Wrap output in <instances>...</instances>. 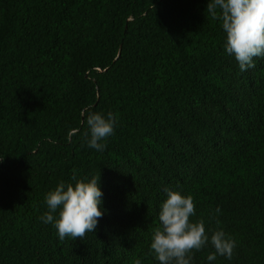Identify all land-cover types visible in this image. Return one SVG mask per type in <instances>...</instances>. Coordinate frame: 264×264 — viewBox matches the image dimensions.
<instances>
[{
	"label": "trees",
	"instance_id": "obj_1",
	"mask_svg": "<svg viewBox=\"0 0 264 264\" xmlns=\"http://www.w3.org/2000/svg\"><path fill=\"white\" fill-rule=\"evenodd\" d=\"M208 2L0 0V264H155L166 187L235 240L214 264H264V59L240 71ZM85 110L118 117L103 151ZM74 170L106 211L60 240L39 218Z\"/></svg>",
	"mask_w": 264,
	"mask_h": 264
},
{
	"label": "clouds",
	"instance_id": "obj_2",
	"mask_svg": "<svg viewBox=\"0 0 264 264\" xmlns=\"http://www.w3.org/2000/svg\"><path fill=\"white\" fill-rule=\"evenodd\" d=\"M207 12L221 22L226 34L225 52L235 58L241 72L255 67L254 58L264 59V0H209ZM84 118L87 146L103 151L107 147L104 141L115 133L118 117L111 112L105 116L85 110ZM73 180L75 183H59L46 194L48 211L39 218L53 225L60 240L84 238L95 232L106 211L100 175L77 179L74 170ZM164 191L166 197L159 205L158 226L152 231L149 246L155 264H194V252L209 245L214 251L207 255V264H214L218 256L231 260L235 240L221 228L209 234L203 220L193 221L196 206L190 195L168 187ZM134 264L143 262L136 259Z\"/></svg>",
	"mask_w": 264,
	"mask_h": 264
}]
</instances>
